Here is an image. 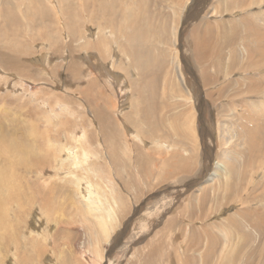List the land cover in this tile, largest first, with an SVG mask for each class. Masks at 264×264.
<instances>
[{
    "label": "rangeland",
    "instance_id": "374dc122",
    "mask_svg": "<svg viewBox=\"0 0 264 264\" xmlns=\"http://www.w3.org/2000/svg\"><path fill=\"white\" fill-rule=\"evenodd\" d=\"M263 34L264 0H0V264H264Z\"/></svg>",
    "mask_w": 264,
    "mask_h": 264
},
{
    "label": "bare ground",
    "instance_id": "6f19581e",
    "mask_svg": "<svg viewBox=\"0 0 264 264\" xmlns=\"http://www.w3.org/2000/svg\"><path fill=\"white\" fill-rule=\"evenodd\" d=\"M264 35V34H263ZM264 37V36H263ZM259 46H261V44L259 45ZM260 50L261 51H263L262 50V48L260 47ZM261 55L263 56L264 55V51L261 53ZM143 120H145V119H143ZM148 120V119H147ZM176 120V119H175ZM245 120H247V121H250V118H248V117H246V119ZM146 121V120H145ZM147 122V121H146ZM148 123V122H147ZM158 125V124H157ZM159 125H160V123H159ZM253 137H255V135L253 136ZM183 160V159H182ZM142 161H143V163L144 162H146L145 164H147V162H150L151 161V159L149 160V158H146V157H143L142 158ZM190 162H191V160H189ZM236 160H234V158H232L231 156H229V158H227V159H224V160H222L221 161V163H217V165H216V170H215V172H213V174L214 175H212V177H211V181H212V179H213V177L215 176H217V177H219L220 175H219V171L221 172V173H223V174H225V175H228L229 176V179H230V181H231V184H230V187L228 188V190L226 189V193H231V194H234V195H237V194H235L236 192H238V191H243V189H245V186H241V180L242 179H246V175L244 174V173H239V170H238V165L236 164V162H235ZM155 162V161H154ZM153 163V162H152ZM154 165V164H153ZM186 166V165H185ZM191 168V167H190ZM222 169H223V172H222ZM187 173V172H189V170H188V167L186 166V168H185V171L183 172V173ZM180 173H182V172H180ZM189 174V173H188ZM222 176V175H221ZM3 181V180H2ZM5 182V181H4ZM11 182V181H10ZM8 184V183H7ZM7 184H5V185H7ZM0 185L2 186V184L0 183ZM0 186V187H1ZM2 189H3V187H1ZM5 188V187H4ZM9 188V187H8ZM208 187L207 186H205L204 187V189H207ZM214 189V188H213ZM5 190V189H4ZM1 191V190H0ZM206 191V190H205ZM204 191V193H203V205L207 202V200H208V194H207V192H205ZM203 192V191H202ZM10 197V196H9ZM227 198L229 199V200H232V197H230L229 196V194H227ZM263 211V210H262ZM244 217H248V216H250L251 214L250 213H248L247 211H243L242 213H241ZM264 219V218H263ZM216 243V242H215ZM214 243V244H215ZM217 245V244H216ZM213 249H214V247H213ZM210 250H212V248L210 249ZM210 256V255H209ZM207 257V256H206ZM209 260V259H208Z\"/></svg>",
    "mask_w": 264,
    "mask_h": 264
}]
</instances>
